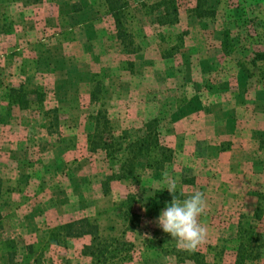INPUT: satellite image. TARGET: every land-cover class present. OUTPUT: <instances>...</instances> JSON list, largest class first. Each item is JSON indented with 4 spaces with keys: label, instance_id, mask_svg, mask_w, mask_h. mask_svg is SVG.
Wrapping results in <instances>:
<instances>
[{
    "label": "rangeland",
    "instance_id": "obj_1",
    "mask_svg": "<svg viewBox=\"0 0 264 264\" xmlns=\"http://www.w3.org/2000/svg\"><path fill=\"white\" fill-rule=\"evenodd\" d=\"M109 1L0 0V264H193L156 222L165 173L206 194L195 251L234 264L238 224L264 195V0H111L124 43ZM21 87L41 102L12 103ZM100 113L115 140L153 122L171 162L131 155L138 176L107 180L118 167L88 142ZM82 219L99 241L65 236Z\"/></svg>",
    "mask_w": 264,
    "mask_h": 264
},
{
    "label": "trees",
    "instance_id": "obj_2",
    "mask_svg": "<svg viewBox=\"0 0 264 264\" xmlns=\"http://www.w3.org/2000/svg\"><path fill=\"white\" fill-rule=\"evenodd\" d=\"M164 4L166 0H162ZM108 7L115 21V26L117 30V38L124 43L126 31L115 12V6L112 1H109ZM199 8L196 10V16L198 18L202 17ZM201 11V10H200ZM171 13L174 15L177 13L175 8H172ZM169 10L165 8L164 16L168 17ZM160 21H162L160 19ZM169 24V23H165ZM128 44L132 45L131 40ZM126 43V42H125ZM127 44V43H126ZM127 44V45H128ZM8 96L10 101L17 104L20 108H26L30 103V97H38L41 102L42 96L37 91L26 92L23 87L20 89L9 88ZM98 118L95 119L94 133L89 137V146L92 151L101 149L106 154V159L110 162V170L113 172V167H118L119 174L112 173L107 180L112 181L115 177H120L126 179L131 176H138L137 167L134 162L130 161L133 155L134 159L139 157L147 158V167L155 169L157 171L163 170L165 165L171 162L173 158V152L165 146L161 140L159 134L156 132L155 127L152 123L148 122L145 124L143 136L137 141L130 140L128 137L118 138L115 140L113 134L109 130V121L105 113H100L97 115ZM105 133H110L109 137H105ZM126 134V133H124ZM126 136V135H125ZM139 172V171H138ZM184 183H187L184 181ZM1 188V187H0ZM163 200L171 201L173 199L170 192L164 191L161 193ZM264 201V195H258V205L251 217L243 218L237 227V245L235 248V262L234 264H256L262 261L264 257V232L259 233L251 225L252 221H256L260 218L262 214L261 204ZM0 213V220H1ZM64 234L69 238H80L84 236H91L93 238V243L99 241L98 227L91 224L88 220H78L76 222H71L63 226ZM96 248H102V245H93ZM125 244L120 243L114 248L116 254L122 253ZM176 255L183 256L185 259L193 262V264H207L205 256L197 251H183L176 249ZM125 256V255H124Z\"/></svg>",
    "mask_w": 264,
    "mask_h": 264
},
{
    "label": "clouds",
    "instance_id": "obj_3",
    "mask_svg": "<svg viewBox=\"0 0 264 264\" xmlns=\"http://www.w3.org/2000/svg\"><path fill=\"white\" fill-rule=\"evenodd\" d=\"M164 176L173 199L161 211L157 225L171 235L177 249L195 251L208 236L207 227L200 222L208 208L206 194L196 190L185 197L183 189L178 190L176 181L169 179L167 173Z\"/></svg>",
    "mask_w": 264,
    "mask_h": 264
}]
</instances>
